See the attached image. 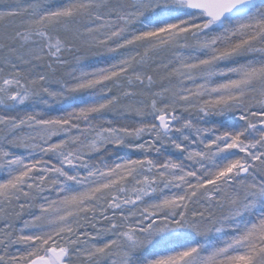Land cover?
Segmentation results:
<instances>
[{"label":"snow or ice","instance_id":"obj_1","mask_svg":"<svg viewBox=\"0 0 264 264\" xmlns=\"http://www.w3.org/2000/svg\"><path fill=\"white\" fill-rule=\"evenodd\" d=\"M0 264H264V0H0Z\"/></svg>","mask_w":264,"mask_h":264}]
</instances>
